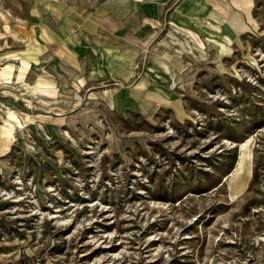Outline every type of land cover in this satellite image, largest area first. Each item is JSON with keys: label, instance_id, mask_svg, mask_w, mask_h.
I'll return each mask as SVG.
<instances>
[{"label": "rangeland", "instance_id": "374dc122", "mask_svg": "<svg viewBox=\"0 0 264 264\" xmlns=\"http://www.w3.org/2000/svg\"><path fill=\"white\" fill-rule=\"evenodd\" d=\"M0 264H264V0H0Z\"/></svg>", "mask_w": 264, "mask_h": 264}, {"label": "crops", "instance_id": "0c3cea01", "mask_svg": "<svg viewBox=\"0 0 264 264\" xmlns=\"http://www.w3.org/2000/svg\"><path fill=\"white\" fill-rule=\"evenodd\" d=\"M114 1H116V0H114ZM134 1H139V0H134Z\"/></svg>", "mask_w": 264, "mask_h": 264}]
</instances>
